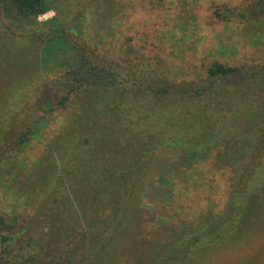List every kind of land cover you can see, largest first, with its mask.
<instances>
[{"label":"trees","instance_id":"1","mask_svg":"<svg viewBox=\"0 0 264 264\" xmlns=\"http://www.w3.org/2000/svg\"><path fill=\"white\" fill-rule=\"evenodd\" d=\"M50 10L49 0H0L5 19L22 24L33 26ZM213 13L220 22L240 20L253 46L264 40V0ZM49 24L39 39L40 63L58 90L41 96L17 141L26 148L44 140L46 151L24 179L12 166L8 172L9 182L21 184L16 189L29 185L36 203L28 215L0 211V263L15 246L37 243L44 230L43 264H53L57 249L60 264L77 254V264L101 258L133 228L145 193L164 203L173 221L153 264H187L197 249L226 243L248 215L264 209V65L214 61L178 80L151 48L141 52L128 41L125 52L98 54L84 38L86 27L66 28L57 17ZM168 177L165 188L151 183ZM220 180L227 201L216 211ZM9 182H2L7 189Z\"/></svg>","mask_w":264,"mask_h":264},{"label":"rangeland","instance_id":"2","mask_svg":"<svg viewBox=\"0 0 264 264\" xmlns=\"http://www.w3.org/2000/svg\"><path fill=\"white\" fill-rule=\"evenodd\" d=\"M49 2L51 10L44 15L46 17H39L33 26V23L8 21L0 11V211L6 213L28 215L36 203L34 197L28 199L29 185L27 189L26 186L16 189L15 185L21 184L19 181L9 182L8 172L14 167L24 179L46 151L44 140L33 142L26 148L17 146V141L26 122L33 117L41 96L55 95L58 90L53 84L55 75L43 69L40 63L42 42L39 39L44 40L50 33L52 24L49 22L54 18L66 22V28L86 27L84 38L92 49L100 48L96 51L98 54H116L122 47L125 52L124 43L128 41L129 46L141 52H148L151 48L155 50V58L177 75L178 80L203 72L214 61L229 66L264 65V40L253 46L252 38L240 20L220 22L213 13L216 8L224 6L239 8L244 0ZM220 12L228 14L225 9ZM36 31L38 35L31 38L32 32L35 34ZM47 136L46 146L51 142L50 135ZM11 158L18 160V168L13 165L15 161L11 163ZM168 159L165 153L159 155L158 160L165 163ZM199 170H206V167ZM170 179L168 177L165 184L162 179H154L151 183L165 188ZM220 181L217 193L221 199L216 211H221L227 201L224 182ZM2 182H9L12 188L7 189ZM201 196L205 199L210 195L205 192ZM163 204L159 200L155 203V195L145 193L142 197L144 211L135 219L133 228L120 235L118 242L103 252L101 258H89L87 264H153L155 248L161 251L160 245L165 243L172 230L171 212L163 210ZM48 238L49 233L44 230L37 243L23 251L15 246L9 256L4 255L0 264H43L41 259L47 251L41 243L44 245ZM228 238L230 240L222 245H203L187 264H264V209L248 215L245 225ZM57 250L58 256L53 255L57 260L53 257V261L49 260L53 264H60L63 255V249ZM77 256L70 259L71 264H77L80 255ZM164 258L160 256L158 261H168Z\"/></svg>","mask_w":264,"mask_h":264},{"label":"built area","instance_id":"3","mask_svg":"<svg viewBox=\"0 0 264 264\" xmlns=\"http://www.w3.org/2000/svg\"><path fill=\"white\" fill-rule=\"evenodd\" d=\"M43 17H46V16H43Z\"/></svg>","mask_w":264,"mask_h":264}]
</instances>
